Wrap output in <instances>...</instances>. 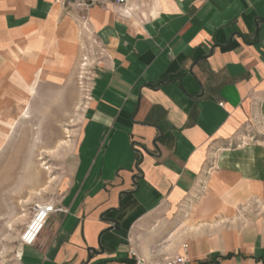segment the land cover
<instances>
[{
  "label": "crops",
  "instance_id": "obj_1",
  "mask_svg": "<svg viewBox=\"0 0 264 264\" xmlns=\"http://www.w3.org/2000/svg\"><path fill=\"white\" fill-rule=\"evenodd\" d=\"M87 13L81 22L78 9L53 0H0V45L16 58L41 53L46 38L68 40V56L77 37L99 51L72 176L54 200L65 210L52 213L34 245L22 244L20 264L176 254L188 264H264V217L189 228L235 213L250 195L264 201V153L233 146L264 113V0H128ZM43 23L55 29L43 34ZM45 67L16 71L36 88ZM208 171L235 182H205L215 191L195 203Z\"/></svg>",
  "mask_w": 264,
  "mask_h": 264
},
{
  "label": "rangeland",
  "instance_id": "obj_2",
  "mask_svg": "<svg viewBox=\"0 0 264 264\" xmlns=\"http://www.w3.org/2000/svg\"><path fill=\"white\" fill-rule=\"evenodd\" d=\"M63 19L59 17L58 20V37L62 36L63 30L59 27ZM69 19L76 23L79 36L78 21L71 15ZM52 26L43 23L37 28L44 34L55 29ZM58 39L50 43L51 39L46 38L37 48L41 53H28L18 59L11 49L0 45V264H20V237L33 215L34 206L42 201L56 200L68 186L79 128L92 99V93L87 97L84 84L81 85V75H85L81 67L85 51L79 46V37L76 52L71 56L63 53L69 41ZM97 58L92 57L88 70ZM42 64L47 67L36 88L34 81H28L31 77L26 80L16 71L17 66L25 72L28 67L37 70ZM233 146L239 153H264L262 110L254 114L245 136ZM211 179L213 182H235L208 171L193 195L195 203L215 191L212 184L205 183ZM234 205L235 213L216 214L210 221L189 220V228L208 222L219 223L220 219L225 220L228 229L237 225L247 227L254 218L264 217V201L260 197L250 195ZM190 208L193 211L194 206L186 207ZM193 214L184 212L189 219L194 218Z\"/></svg>",
  "mask_w": 264,
  "mask_h": 264
},
{
  "label": "built area",
  "instance_id": "obj_3",
  "mask_svg": "<svg viewBox=\"0 0 264 264\" xmlns=\"http://www.w3.org/2000/svg\"><path fill=\"white\" fill-rule=\"evenodd\" d=\"M54 3L63 6L64 8H76L80 11V20L85 22L88 18V10L94 4H108L113 3L118 6H124L128 0H53ZM86 30V26H83ZM82 48L85 51L81 67L84 70L85 75H81L83 89L89 95L92 93L93 89V67L88 70L89 65L91 64L92 57H98L99 51H93L94 48L91 45L86 43L82 44ZM92 52V54H89ZM84 79V80H83ZM86 81V82H85ZM87 97H90L87 96ZM65 208L62 205H58L54 200L42 201L37 203L33 208V215L30 218L29 223L25 226L21 233V243L23 245H34L44 228L46 227L47 221L56 211H64ZM189 259L185 254H176V255H165L160 259L155 260H145L137 258L135 264H188Z\"/></svg>",
  "mask_w": 264,
  "mask_h": 264
},
{
  "label": "bare ground",
  "instance_id": "obj_4",
  "mask_svg": "<svg viewBox=\"0 0 264 264\" xmlns=\"http://www.w3.org/2000/svg\"><path fill=\"white\" fill-rule=\"evenodd\" d=\"M21 255V249H20V247H19V250H18V256H20Z\"/></svg>",
  "mask_w": 264,
  "mask_h": 264
},
{
  "label": "trees",
  "instance_id": "obj_5",
  "mask_svg": "<svg viewBox=\"0 0 264 264\" xmlns=\"http://www.w3.org/2000/svg\"><path fill=\"white\" fill-rule=\"evenodd\" d=\"M226 256H230V253H229V254H227ZM203 263H206V261H205V262H203Z\"/></svg>",
  "mask_w": 264,
  "mask_h": 264
}]
</instances>
